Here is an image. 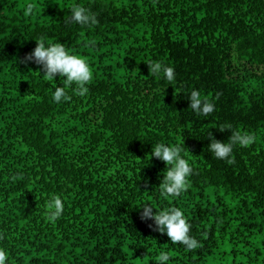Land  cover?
<instances>
[{
    "label": "trees",
    "instance_id": "16d2710c",
    "mask_svg": "<svg viewBox=\"0 0 264 264\" xmlns=\"http://www.w3.org/2000/svg\"><path fill=\"white\" fill-rule=\"evenodd\" d=\"M73 4L98 23H66ZM41 37L88 62L84 96L73 84L55 102L65 78L25 62ZM192 90L213 113L189 107ZM229 124L255 138L231 163L208 148ZM157 142L192 167L178 197L161 194ZM144 203L180 208L199 247L157 231ZM0 248L6 264H264V0H0Z\"/></svg>",
    "mask_w": 264,
    "mask_h": 264
},
{
    "label": "clouds",
    "instance_id": "9594fccd",
    "mask_svg": "<svg viewBox=\"0 0 264 264\" xmlns=\"http://www.w3.org/2000/svg\"><path fill=\"white\" fill-rule=\"evenodd\" d=\"M27 12L32 11V5L27 6ZM66 23L78 24L80 26L91 27L98 23L96 16L86 7L80 4H73L70 16ZM36 41V47L27 55L25 62L34 61L41 66L43 71L42 79L54 81L57 74L64 77V86L55 87L52 92V99L55 102L67 101L71 97L68 94V87L75 85L73 92L79 96H84L88 92L86 85L91 81L93 72L88 62L80 56L71 54L62 43L46 42L43 37ZM149 65V72L153 76L160 77L169 82V85L175 82V70L172 66L156 61ZM40 74V73H39ZM190 101L189 107L198 115L207 116L215 110V104L208 99H202L198 90H192L188 95ZM231 130V136L228 142H222L209 133L211 143L209 150L216 158L232 162V153L234 146H248L254 141V136L239 130H232V125H227L221 130ZM180 145H172L165 142L152 143L150 155L158 158L166 165V174H163L159 185L161 194L178 197L188 185V178L192 172L189 161L182 155ZM142 209L143 219H152L157 231L166 234L173 243H179L187 250H193L199 247L197 239L190 235L191 225L186 219L184 212L178 207H170L157 210L150 203H144L139 206ZM47 218L50 221L57 220L63 213L64 203L59 195L52 194L47 205ZM170 257L167 252H161L158 260L159 264H167ZM7 253L0 248V264H6Z\"/></svg>",
    "mask_w": 264,
    "mask_h": 264
}]
</instances>
